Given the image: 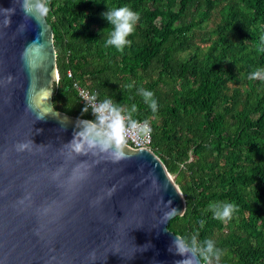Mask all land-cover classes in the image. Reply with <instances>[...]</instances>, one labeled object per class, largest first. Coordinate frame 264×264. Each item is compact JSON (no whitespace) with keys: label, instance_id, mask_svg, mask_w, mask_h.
Masks as SVG:
<instances>
[{"label":"trees","instance_id":"trees-1","mask_svg":"<svg viewBox=\"0 0 264 264\" xmlns=\"http://www.w3.org/2000/svg\"><path fill=\"white\" fill-rule=\"evenodd\" d=\"M124 5L140 19L121 51L106 46L111 26L102 13ZM43 6L57 69L52 106L94 119L77 84L99 100L110 98L128 121H147L150 149L175 174L184 198L167 229L187 238L203 264H264V80L249 79L264 69V0ZM141 88L153 93L156 112ZM221 202L235 205L230 219L218 220L209 209ZM208 240L218 256L207 252Z\"/></svg>","mask_w":264,"mask_h":264},{"label":"water","instance_id":"water-1","mask_svg":"<svg viewBox=\"0 0 264 264\" xmlns=\"http://www.w3.org/2000/svg\"><path fill=\"white\" fill-rule=\"evenodd\" d=\"M21 2L0 0L15 7L8 27L0 13V264H174L182 257L169 251L177 235L166 225L184 208L175 174L148 148L126 144L118 160L72 151L89 119L52 106L57 69L44 0L30 5L38 20ZM169 201L176 211L163 219Z\"/></svg>","mask_w":264,"mask_h":264},{"label":"clouds","instance_id":"clouds-1","mask_svg":"<svg viewBox=\"0 0 264 264\" xmlns=\"http://www.w3.org/2000/svg\"><path fill=\"white\" fill-rule=\"evenodd\" d=\"M13 3H16V0H13ZM33 4H35V0H22L20 8L26 16L31 15L34 19L38 20L35 8L30 7ZM38 7L40 14L47 12V8L42 3ZM0 13L4 14L3 26H10L11 16L15 14V7L8 9L0 8ZM102 16L108 22L109 26H111V31L108 33L105 41L106 46H114L117 50L122 51L130 43L127 37L134 33L135 25L140 19L139 13L133 11L129 6L124 5L112 9L108 8V11L102 13ZM104 30L101 31L103 32ZM12 79L13 77L11 75L7 77L8 82H11ZM249 79L264 80V69L252 72L249 75ZM128 87H131V85ZM139 92L151 110L156 112L157 101L153 98V93L143 88L139 89ZM131 111H137L135 105L132 106ZM92 114L94 119L80 122L81 131L74 135L69 147L76 153H83L86 150L95 149L99 153L108 154L113 160L122 158L124 156L126 137L129 134V126L126 124L125 115L121 109L109 98L97 103L92 109ZM128 115L130 118L131 113ZM130 127L137 133L149 134L151 132L147 121L140 123L136 120H131ZM30 146L31 142L28 141L16 144L15 148L16 151L23 152L26 149H30ZM112 191H109V195H111ZM170 204L171 201L167 203V206L169 207ZM209 209L213 212L214 218L218 220L230 219L236 211L235 205L227 202L210 204ZM175 211V208L169 207V211L164 214L163 219H167ZM205 243L208 253H213L215 256L220 254L218 249L214 251L213 241L208 240ZM169 251L173 252L174 255L182 257V259L174 261V264H198L197 250L189 244L188 239L185 237L176 236L169 247ZM89 258L94 260L95 253H90ZM205 259L208 258L205 257Z\"/></svg>","mask_w":264,"mask_h":264},{"label":"built area","instance_id":"built-area-1","mask_svg":"<svg viewBox=\"0 0 264 264\" xmlns=\"http://www.w3.org/2000/svg\"><path fill=\"white\" fill-rule=\"evenodd\" d=\"M76 94L79 100L84 104V106L88 107L90 112L96 106L97 103L102 102L103 100H99L95 97V95L88 91L86 88H83L77 84H73ZM124 114V113H123ZM125 115L126 124L129 126V134L126 137V144L133 148H148L149 145V134L137 133L135 130H132L130 125L131 122L127 120V116ZM143 123L144 120L138 121Z\"/></svg>","mask_w":264,"mask_h":264},{"label":"rangeland","instance_id":"rangeland-1","mask_svg":"<svg viewBox=\"0 0 264 264\" xmlns=\"http://www.w3.org/2000/svg\"><path fill=\"white\" fill-rule=\"evenodd\" d=\"M205 27V26H204ZM174 173H170V175H173Z\"/></svg>","mask_w":264,"mask_h":264}]
</instances>
